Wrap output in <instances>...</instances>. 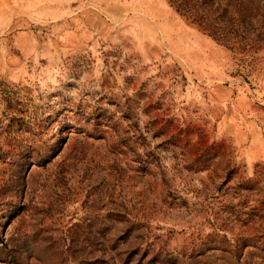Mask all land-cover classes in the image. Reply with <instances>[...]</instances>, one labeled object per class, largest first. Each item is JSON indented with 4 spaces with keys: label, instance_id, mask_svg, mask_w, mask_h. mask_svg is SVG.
Instances as JSON below:
<instances>
[{
    "label": "rangeland",
    "instance_id": "1",
    "mask_svg": "<svg viewBox=\"0 0 264 264\" xmlns=\"http://www.w3.org/2000/svg\"><path fill=\"white\" fill-rule=\"evenodd\" d=\"M227 48L166 0H0V264H264V21Z\"/></svg>",
    "mask_w": 264,
    "mask_h": 264
},
{
    "label": "trees",
    "instance_id": "2",
    "mask_svg": "<svg viewBox=\"0 0 264 264\" xmlns=\"http://www.w3.org/2000/svg\"><path fill=\"white\" fill-rule=\"evenodd\" d=\"M173 11L217 43L234 48L261 38L253 24L264 21V0H166ZM264 36V35H263Z\"/></svg>",
    "mask_w": 264,
    "mask_h": 264
}]
</instances>
